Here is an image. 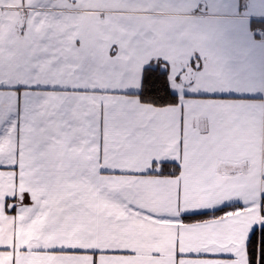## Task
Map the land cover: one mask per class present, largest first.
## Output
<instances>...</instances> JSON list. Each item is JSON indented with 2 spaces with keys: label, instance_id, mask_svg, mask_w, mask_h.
Instances as JSON below:
<instances>
[{
  "label": "snow or ice",
  "instance_id": "6c2138e0",
  "mask_svg": "<svg viewBox=\"0 0 264 264\" xmlns=\"http://www.w3.org/2000/svg\"><path fill=\"white\" fill-rule=\"evenodd\" d=\"M201 7L0 0V264H264V85Z\"/></svg>",
  "mask_w": 264,
  "mask_h": 264
},
{
  "label": "crops",
  "instance_id": "0c3cea01",
  "mask_svg": "<svg viewBox=\"0 0 264 264\" xmlns=\"http://www.w3.org/2000/svg\"><path fill=\"white\" fill-rule=\"evenodd\" d=\"M201 4L196 14L211 23L225 74L237 81L264 85V37L253 29L254 20H264V0H201ZM251 95L264 99L261 91Z\"/></svg>",
  "mask_w": 264,
  "mask_h": 264
},
{
  "label": "trees",
  "instance_id": "16d2710c",
  "mask_svg": "<svg viewBox=\"0 0 264 264\" xmlns=\"http://www.w3.org/2000/svg\"><path fill=\"white\" fill-rule=\"evenodd\" d=\"M263 27L264 26V20L262 19H257L253 21V28L254 27Z\"/></svg>",
  "mask_w": 264,
  "mask_h": 264
},
{
  "label": "built area",
  "instance_id": "2783aa9c",
  "mask_svg": "<svg viewBox=\"0 0 264 264\" xmlns=\"http://www.w3.org/2000/svg\"><path fill=\"white\" fill-rule=\"evenodd\" d=\"M254 31H255L258 35L264 36V30H263V29L255 28Z\"/></svg>",
  "mask_w": 264,
  "mask_h": 264
},
{
  "label": "rangeland",
  "instance_id": "374dc122",
  "mask_svg": "<svg viewBox=\"0 0 264 264\" xmlns=\"http://www.w3.org/2000/svg\"><path fill=\"white\" fill-rule=\"evenodd\" d=\"M255 28H260V29H263L264 30V26L263 27H254L253 29H255ZM262 37H264V36H262Z\"/></svg>",
  "mask_w": 264,
  "mask_h": 264
}]
</instances>
